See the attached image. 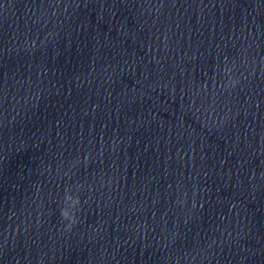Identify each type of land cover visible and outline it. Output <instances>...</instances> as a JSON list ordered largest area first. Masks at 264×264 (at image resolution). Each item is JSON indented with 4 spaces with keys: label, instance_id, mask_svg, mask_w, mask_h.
<instances>
[{
    "label": "clouds",
    "instance_id": "9594fccd",
    "mask_svg": "<svg viewBox=\"0 0 264 264\" xmlns=\"http://www.w3.org/2000/svg\"><path fill=\"white\" fill-rule=\"evenodd\" d=\"M76 203L79 204V198L78 197L76 199ZM61 217L64 220L69 221V223L66 226L69 230L71 229L72 225L76 223V217H75L74 212H69L65 207H63L61 209Z\"/></svg>",
    "mask_w": 264,
    "mask_h": 264
}]
</instances>
